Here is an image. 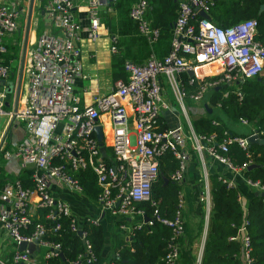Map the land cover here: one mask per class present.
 Segmentation results:
<instances>
[{"label":"built area","instance_id":"1","mask_svg":"<svg viewBox=\"0 0 264 264\" xmlns=\"http://www.w3.org/2000/svg\"><path fill=\"white\" fill-rule=\"evenodd\" d=\"M110 0H43V24L45 26L33 41L29 40L20 71L22 37L18 48L6 43V35L18 33L22 27V12L19 0H0V151L3 157L14 159L22 169L32 170L33 186H25L21 180H8L0 185V230L4 231L12 248L10 256L0 255V264H49L61 257L62 244L49 238V233L61 229L59 220L71 219L70 228L85 244V252L71 264H92L98 261L92 243L65 200L54 194L56 184L72 193L84 194V188L74 173L91 169L97 176L101 192L97 201L104 211L119 220L138 219L133 224L135 231L144 225L160 222L172 230L168 240V252L164 264H182L181 239L186 237V196L181 190L173 218L164 217L158 201L152 197L154 184L159 179L160 158L172 152L179 160V168L171 180L182 183L190 160V143L198 153L209 154L240 176L253 164L249 161L236 166L222 154L233 143L244 149L250 144L248 137L227 135L217 143V135H197L189 122L190 133L184 127L176 129L161 127L163 110L168 103L163 99L162 76L169 79L181 105L182 114L187 113L185 99L188 92L178 80L183 73H193L189 84L199 83V89L190 97L200 102L210 89L218 88L238 80L256 78L264 71V44L256 40L258 21L249 19L224 28L199 15L204 11L210 15L214 0H184L180 2L178 16L173 28L170 52L158 58L153 52L144 63L125 61L126 79L116 82L112 91L95 96L85 102L78 89L85 79L95 81L82 65L81 41L84 38L96 42L104 35L102 10L110 6ZM150 0H135L130 9L131 19L138 24L140 33L153 45L160 37V29L147 16ZM84 9L88 24L76 11ZM211 17V16H210ZM117 37H113L111 52L120 54ZM217 66L215 74L204 67ZM13 83L9 99L7 89ZM90 91L89 87L84 88ZM243 100V92H235ZM229 93L225 94L227 97ZM24 125L26 137L19 141L8 140L13 123ZM243 124L248 121L241 119ZM42 127V130H41ZM103 131L105 153L100 146L96 128ZM8 129V131H7ZM263 134V132L254 131ZM245 177V176H244ZM229 186L231 180L223 178ZM250 186L264 195V184L245 178ZM207 208V220L211 217V193L202 199ZM241 202V193L239 196ZM150 202L153 214L147 215L137 204ZM264 203V196H263ZM35 210L45 211V220L35 216ZM248 213V210H247ZM246 213V214H247ZM39 220V221H38ZM84 221L93 225L101 223L100 217H86ZM249 220L239 227L231 240L243 245L244 264L254 262L252 239L248 232ZM127 230L128 226L122 224ZM36 244L33 254L19 250L21 243ZM205 248V246H204ZM44 249V251H43ZM204 249L197 254L196 264H202ZM119 257L115 254L114 257ZM109 264H117L111 260Z\"/></svg>","mask_w":264,"mask_h":264},{"label":"trees","instance_id":"2","mask_svg":"<svg viewBox=\"0 0 264 264\" xmlns=\"http://www.w3.org/2000/svg\"><path fill=\"white\" fill-rule=\"evenodd\" d=\"M133 1L135 2V0H113L110 2L111 7H114L121 15H127L134 24L141 46L140 52L127 51L126 47L124 53L125 42L119 41L118 47L121 52L115 55L114 60L121 70L125 69L124 64L127 60L144 63L154 50L157 54L159 53V58H164L170 52L172 25L178 16L179 2L150 0L149 18L153 25L161 30L158 41L151 45L147 38L140 33L138 24L129 15ZM262 6H264V0H218L210 7V16L214 23L224 28L245 20L256 19L258 21L256 40L264 44V10L261 11ZM184 86L188 92L186 106L192 107L193 99L190 96L198 91L199 83L195 81L194 84H189L186 81ZM245 87L242 101L229 87L227 97H225L223 89L215 87L210 89L205 99L208 100L210 107L220 106L221 110L233 121L239 122L241 119H245L255 126V131L264 134V81H246ZM192 122L197 135L210 136L215 133L217 143H221L227 135L237 137V134L232 133L230 128L217 118L206 115L195 118ZM162 128L165 129L166 127L162 126ZM222 154L228 156L236 166H242L250 160L253 161L257 167L246 171L244 176L264 184V145L251 144L248 149H244L239 143H233L229 146L228 152H222ZM178 168L179 160L175 158L172 152H167L160 158L159 179L153 186L152 197L158 201L160 213L164 217L173 218L178 205L182 184L171 180L172 173ZM74 177L79 180L85 193L90 198L97 200L101 188L97 183L96 174L91 169H86L74 173ZM21 180L25 186H33V182L29 178ZM210 182L213 207L202 264H244L242 259L243 245L240 241L231 240V237L236 236L239 227L244 224L246 219L249 220L248 232L253 246L254 262L252 264H264L263 196L254 197L248 204V213L245 214L239 200L241 192L237 186H229L223 181L219 173H212ZM137 208L144 209L148 216H151L154 210L150 202L138 203ZM40 213V221H45L49 227H53V223L45 220V211ZM59 222L61 229L56 233H49V238L62 244L64 257L54 258L49 261V264H71L85 252V244L82 238L71 230L70 218L63 217ZM125 222L129 221L126 219ZM125 222L121 220V223ZM82 228L87 233V238L92 243L98 259L92 264H100L107 242L104 228L101 224L93 225L87 221L82 223ZM185 229L186 237L181 239L180 259L182 264H196L197 256L194 253L193 243L202 233V229L197 230L196 235L189 233L191 230L187 223ZM171 236L172 230L160 222H155L152 226L144 225L135 231L131 240L119 238L114 241L112 245V252L114 253L111 260L117 264H164L168 252V240ZM116 253L119 254V257H114Z\"/></svg>","mask_w":264,"mask_h":264},{"label":"crops","instance_id":"3","mask_svg":"<svg viewBox=\"0 0 264 264\" xmlns=\"http://www.w3.org/2000/svg\"><path fill=\"white\" fill-rule=\"evenodd\" d=\"M5 1V0H4ZM184 0H174V2H180ZM43 0H35L33 6L32 20L30 25L29 32V40L33 41L40 33L43 32L45 26L43 24ZM131 4V7L133 6ZM19 8L24 9L22 12V27L20 31H18V35H20L21 39L26 35V28L28 24L29 18V10H30V0H19ZM179 11V10H178ZM150 9L147 13L149 17ZM77 17H80L85 24H88L87 13L84 9H78L76 11ZM151 20V19H150ZM176 21V20H175ZM175 21L173 23V28L175 25ZM42 24V29H39V24ZM110 24V25H109ZM102 26L104 35L101 39L96 42H92L87 38H84L81 41L82 47V65L84 68V72L92 79L95 78L94 82H88L85 84L88 78L83 80L79 86V93L82 99L90 103L95 96H100L103 94L110 93L115 86L116 82L120 79H126V71L125 69L121 70V68L115 64V55L111 52L112 39L113 37H117L118 41L125 42L126 46H123V52L131 50V52L136 53L140 52L141 46L139 44V35L136 31L134 24L129 20L127 15H121L114 7H104L102 10ZM160 29V28H159ZM161 31V30H160ZM161 35V33H160ZM33 39V40H32ZM172 39H173V31H172ZM159 50V49H158ZM158 58V54L152 51ZM151 56V55H150ZM206 72H210V74H215L220 71V68L217 66H206L204 67ZM125 72V73H124ZM125 74V75H124ZM193 76V75H192ZM189 74H180L178 76V80L184 86V83L189 82L191 77ZM247 82H261L264 81V71L261 75L257 76L253 79L248 80H238L236 82L227 83L218 88L223 89L224 95L229 93L227 90L228 87L232 88L234 92L240 89L243 92L246 89L244 88V84ZM89 87L90 91L85 92L84 88ZM185 88V86H184ZM244 99V96H243ZM242 101V100H241ZM168 103V102H167ZM196 104H192V107L189 108V115H192V119H197L200 116L214 117L219 119L221 122L225 123L232 133L237 134V136H245L248 137L255 131V126L248 121V124H243L241 120L239 122L233 121L230 117H228L220 108V106H209L208 100L204 99L200 102H194ZM188 104V103H187ZM168 108L163 110L161 117V127L165 126L166 128L176 129L179 127H186L188 125L189 133L190 127L189 124L185 123L182 120V112L180 113L177 109H175L172 103H168ZM196 105V106H193ZM198 105V106H197ZM199 105H202L200 107ZM191 120V119H190ZM193 120H191L192 127ZM1 130V129H0ZM8 130V129H7ZM9 140L19 141L22 138L26 137V131L24 125H20L19 122L13 123L9 128ZM42 130V127H41ZM188 134V133H187ZM264 136V134H261ZM3 136H0V138ZM190 152V160L187 165V169L185 172L184 180L182 184V191L186 196V212L185 219L186 223L189 226L191 235H196L197 230L202 229V233L198 238L194 240L193 247L194 253L197 254L201 249H204L207 233L209 229L210 220H207V208L204 201L201 199L207 195L208 188L211 193V182L210 175L212 173H219L222 177L231 180L235 183V186L241 192V204L243 206L245 214L248 210L249 202L256 196L260 195V193L255 190L252 186L248 184L244 176H240L239 174L231 171L226 165L212 157L208 150H204L202 154L198 153L195 149H193L191 143L189 146ZM3 153L0 151V185L5 183L8 180H21L24 178H29L31 181L32 170L30 169H22L18 165L17 161L14 159L6 160L3 157ZM2 160V161H1ZM254 164V163H253ZM173 174V173H172ZM21 178V179H20ZM22 181V180H21ZM54 194L65 200L70 204L74 214L76 215L78 221L80 223L84 222L86 217H100L101 225L104 228L107 242L106 249L103 253L100 264H109L112 254V245L114 241L119 238H124L127 241L128 235L133 233V224L138 219L129 218L127 219L129 222L121 223V220L113 216L111 213L104 211L96 199L90 198L86 193L77 194L72 193L65 189L63 186L56 184L54 186ZM211 208L213 207L212 195L210 200ZM202 207L204 210H202ZM204 212V213H203ZM40 211L35 210V216L40 215ZM203 221V222H202ZM122 224L128 226V229L125 230L122 228ZM202 224V225H201ZM188 239V235H187ZM200 239V243L197 241ZM12 248V243L10 239L6 235L4 231L0 230V255L1 256H10V249Z\"/></svg>","mask_w":264,"mask_h":264},{"label":"water","instance_id":"4","mask_svg":"<svg viewBox=\"0 0 264 264\" xmlns=\"http://www.w3.org/2000/svg\"><path fill=\"white\" fill-rule=\"evenodd\" d=\"M113 1V0H110ZM214 1H218V0H214ZM34 2L35 0H30V10H29V18H28V24H27V28H26V35H25V39H24V46H22V53H21V63H20V71H19V78H18V84H17V94H18V90H19V85H20V81H21V69H22V62H24V58H25V54H26V47H27V43H28V38H29V32H30V25H31V20H32V13H33V6H34ZM264 10V6L261 7V11ZM199 15L207 18V19H211L210 15L204 11H200ZM190 75L192 76L193 73L191 72ZM12 87H13V83H10L8 89H7V96H6V100L9 99V94L12 91ZM4 119L1 118L0 119V129L2 128V124H3ZM8 131V130H7ZM96 133H97V137L100 143V146L102 148L103 153H105V147H104V143H103V131L101 127H97L96 128ZM248 142L249 144H258V145H264V136L261 135L260 133H255L253 135H250L248 137ZM257 167V164H252L248 167V170H251L253 168ZM166 182H168V180H166ZM261 196H264L263 194H260ZM36 242L32 243V244H26V243H21L19 245V250H26L27 252L33 254L34 251L36 250ZM61 257H64V254H61Z\"/></svg>","mask_w":264,"mask_h":264},{"label":"rangeland","instance_id":"5","mask_svg":"<svg viewBox=\"0 0 264 264\" xmlns=\"http://www.w3.org/2000/svg\"><path fill=\"white\" fill-rule=\"evenodd\" d=\"M20 21H22V18H21ZM42 28L43 27H42V24L40 22L38 30L39 29H42ZM3 40L6 43H10V44L14 45L15 48H18L19 47V44L21 42V37H20V35H18L17 33H15V34H12V35H6V36H4ZM161 78L163 80V85H164L163 99L166 100L168 103H172L173 107L175 109H177L181 113V105H180V102H179V100L177 98V95H176L173 87L169 83L168 77L165 76V75H163ZM88 82H91V79L86 80L85 84H88ZM186 100H187V98L185 99V102H186ZM193 104H196V103H194V101H193ZM193 106H196V105H193ZM199 106L203 108L202 105H199ZM186 108H187V113L186 114H182V120L185 123V125L187 123L191 122V120H193L192 119L193 118L192 115H189V111H190L189 108H190V106H188V107L186 106ZM185 131H186V133L189 134L188 125H186ZM8 140H9V136H8ZM202 210H204L203 207H202ZM197 243H200V239L197 241ZM43 251H44V249H43Z\"/></svg>","mask_w":264,"mask_h":264}]
</instances>
